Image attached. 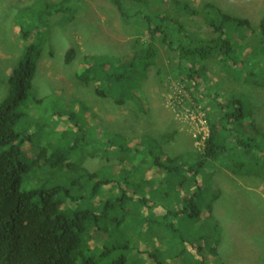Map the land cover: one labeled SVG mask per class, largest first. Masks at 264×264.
I'll return each instance as SVG.
<instances>
[{
    "label": "trees",
    "instance_id": "obj_1",
    "mask_svg": "<svg viewBox=\"0 0 264 264\" xmlns=\"http://www.w3.org/2000/svg\"><path fill=\"white\" fill-rule=\"evenodd\" d=\"M173 1L185 12L199 14L212 35L192 36L169 14L165 0L158 6L152 0H114L123 17L128 16L127 4L142 10L147 42H137L140 51L122 58L85 55L75 75L92 82L98 96L110 95L118 104L132 98L144 110L136 92L143 75L126 78L139 67L145 72L158 59L161 45L172 43L171 24L181 39L179 69L192 81L197 67L214 54L230 58L238 68L247 67V59L232 57L237 48L234 35L257 34L256 49L264 43V17L256 33L246 17L211 4L197 10ZM45 7L52 14L67 6ZM35 30H20L23 53L9 73L8 95L0 102V264L207 263L206 250H215L212 246L221 233L213 214L220 192L211 183L209 170L223 163L234 174L264 175V130L249 126L246 101L240 97L218 102L216 117L206 113L208 132L202 148L179 155H169L150 139L152 145L131 139L130 147L111 140L103 144L89 134L84 121L75 125V132L46 129L32 115L43 102L31 97L38 42L44 36L42 29ZM73 55L70 47L65 59ZM251 64L248 71L256 66ZM120 65L128 71H118ZM129 83H134L132 92L127 91ZM54 114L79 120L64 108ZM142 145L149 152L129 166ZM110 151L118 163L95 171L85 167V159L93 155L110 161ZM145 170H153L152 176L145 177ZM191 247L198 254L191 253Z\"/></svg>",
    "mask_w": 264,
    "mask_h": 264
},
{
    "label": "rangeland",
    "instance_id": "obj_2",
    "mask_svg": "<svg viewBox=\"0 0 264 264\" xmlns=\"http://www.w3.org/2000/svg\"><path fill=\"white\" fill-rule=\"evenodd\" d=\"M160 1L152 3L158 6ZM165 1L170 3L169 14L183 22L192 36L212 35L199 14L185 12L173 0ZM177 1L197 10L211 4L231 15L246 17L256 33L264 17V0ZM45 3H65L67 7L50 14ZM126 8L128 16L123 17L114 0H0V102L8 95L9 73L23 53L20 30L34 33L37 27L44 36L38 42L31 97L42 98L43 102L32 115L40 118L46 129L75 132V125L84 121L90 127L89 134L103 144L111 140L130 147V139L141 144L150 143V139L169 155L192 153L202 148L207 135L206 113L216 117L220 112L218 102L241 97L250 110L249 126L264 130V43L256 49L257 34L242 38L234 35L237 48L232 57L239 54L247 59L246 68H238L230 58L214 54L197 67L198 74L192 81L187 72L179 69L177 46L181 39L171 24L172 43L161 45L158 59L145 72L144 67H139L126 78L127 81L134 74L143 75L136 92L139 99L143 98L144 110L132 98L118 104L110 95L98 96L92 82L75 75L82 58H122L140 51L137 42L145 44L148 40L142 10L132 4ZM70 47L74 48V55L67 60L65 55ZM250 62L256 64L253 71H248ZM125 70L128 68L120 65L118 71ZM134 87V83L126 85L128 92ZM63 108L79 120H69L67 114H54ZM148 152L149 148L142 145L128 165L137 164L136 158ZM93 156L84 162L89 171L118 163V156L111 151L110 161ZM152 171L145 170V177L152 176ZM209 171L211 183L220 192L213 204V214L221 233L218 244L212 246L215 250H206L210 259L205 264H264V175L234 174L223 163ZM160 210L156 208L157 212ZM189 249L198 254L195 248Z\"/></svg>",
    "mask_w": 264,
    "mask_h": 264
}]
</instances>
